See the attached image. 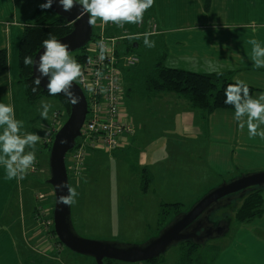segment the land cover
Listing matches in <instances>:
<instances>
[{"label":"rangeland","instance_id":"374dc122","mask_svg":"<svg viewBox=\"0 0 264 264\" xmlns=\"http://www.w3.org/2000/svg\"><path fill=\"white\" fill-rule=\"evenodd\" d=\"M16 1L17 5L12 0L10 3L3 0V9L6 15L16 10L18 12L22 10L25 16L31 13L30 18L22 23V30L27 24L42 20L43 17L40 16L44 15L45 11L40 16L34 13L32 18L35 9H42L40 5L43 3L40 0ZM23 6L26 8L24 9ZM10 20L13 21L12 18ZM17 20L20 22L24 19L17 18ZM98 21L99 19L93 26V32L97 30ZM133 25L126 23L127 27H133ZM149 40L155 42L151 38ZM138 43L139 47L130 51L126 49L124 42L118 46L122 54L133 53L139 57L140 61L137 71L132 69L125 72V74L129 73L124 78V85L129 86L128 75L130 74L137 73L139 78L131 85L132 96L120 101L121 110L127 115V120H131L132 130L127 136H131L133 141L129 147L115 150L110 154L102 150L93 152L86 148V145L81 175L74 179L77 184L72 183L73 178L68 174L70 187L75 188L79 193L76 203L70 206L72 226L74 232L87 241L123 246L142 245L155 238L176 215L189 211L207 193L222 183H229L244 175L264 172V170L251 169L247 173L236 174L234 179L225 177L221 181L208 178L201 180L193 176L192 173L195 171H192V168L198 167V163L189 161L188 149L177 153L176 147L183 149L186 145L172 116L176 108L159 105V101L152 102L153 99H149V95L143 89L141 74L147 72L157 61L161 55L160 47L156 42L154 47H146L144 37L140 38ZM79 52L76 51L70 55L75 57ZM171 62L170 59H166L164 65L170 66ZM15 84L26 90V85L19 83V79ZM26 97L24 96V100L21 97L17 102L23 106L24 122L27 125L25 128L22 126L21 133H36L41 136V140L35 146L38 168L35 173L29 172L28 169L26 178L22 180L21 192L27 197V205L25 202L23 205V220L31 234L38 236L37 240L43 236L47 237L42 238L47 240L46 243L38 242V255L36 253L34 255L37 257L38 264H96L91 258L74 254L64 246L57 245L56 237L51 234L54 193L47 183L49 179L48 146L51 147L53 141H51V133L48 135L50 139L47 138L46 145L43 148L41 146L46 139L47 131L45 130L53 126V114L62 112L63 106L53 97H43L33 103L27 102ZM43 103L50 105L48 117L44 119L47 123L44 125L47 127L45 130L42 129L41 120L43 119L40 115L43 111ZM23 117L18 116V120L23 122ZM66 120L64 116L60 124H56V129L58 130ZM159 139L156 147L149 151L150 154L156 152L154 165L141 166L140 156L146 154L149 144ZM119 140H117L118 144ZM193 158L196 160V157ZM67 165L69 164L65 161V166ZM261 194L264 198V189ZM175 204L178 206H173ZM237 206V199H234L210 217V221L215 225L227 224L229 228L224 236L213 238L204 245L197 246V253L203 254L206 251L205 257L208 259L203 262L204 264L208 263L212 253L215 255L218 253L220 256L224 251L238 254L237 264H264V215L249 224H239L232 220L231 213ZM33 208H35L34 213H32ZM9 218L7 216L5 221L8 222ZM183 247L181 244L170 247L155 264H178ZM40 256L44 260H39ZM103 264L129 263L104 261Z\"/></svg>","mask_w":264,"mask_h":264},{"label":"crops","instance_id":"0c3cea01","mask_svg":"<svg viewBox=\"0 0 264 264\" xmlns=\"http://www.w3.org/2000/svg\"><path fill=\"white\" fill-rule=\"evenodd\" d=\"M149 13V22L157 27V34L149 38L158 43L159 58L165 52L164 64L166 59L172 61L167 67L201 74L216 73L209 70L207 62L212 61L219 66L220 72L232 73L235 83L242 80L255 89L253 98L264 93V68L253 66L250 59L252 46L248 43L250 39H256L264 46V0H211L208 9L204 8L203 0H154ZM30 14L25 16L22 10H16L6 15L3 0H0V50L5 49L8 54L7 69L0 74V103L11 104L17 120L18 116L25 114L23 106L17 103L25 96L23 87L15 84L19 79L18 49L23 33L21 25ZM17 18L24 20L18 22ZM147 28L144 26V33H148ZM133 29L135 31V27L130 26V30ZM155 101L176 108L172 116L186 145L183 149L176 147L177 153L188 149L189 161L198 163V167L192 168L195 171L193 176L221 181L225 177L234 179L236 174L251 169L264 170V139L259 136L250 139L247 125L241 130L234 119V110L218 109L204 118L199 111L172 94L152 102ZM64 116L63 110L53 114V126L49 130H45L47 123L41 120L42 129L47 131L44 142ZM23 126H27L24 117ZM261 128L264 129V125ZM2 131L0 128V133ZM131 141V136H122L118 150L129 147ZM159 141L149 144L146 154L140 156L141 166L154 165L156 152L150 154L149 151ZM35 163V171H31V167L29 172H36L38 163ZM74 179L72 183L77 184ZM21 186L22 180H6L5 169L0 165V264H38L34 255L39 249L38 242L47 241L43 240L47 238L45 236L37 240L38 236H33L26 227L23 205L24 202L27 205V197L21 192ZM34 211L35 208L32 213ZM7 216L10 217L8 222L5 221ZM235 254L224 251L213 264H237L239 255ZM39 260L44 259L40 256Z\"/></svg>","mask_w":264,"mask_h":264},{"label":"water","instance_id":"95a60500","mask_svg":"<svg viewBox=\"0 0 264 264\" xmlns=\"http://www.w3.org/2000/svg\"><path fill=\"white\" fill-rule=\"evenodd\" d=\"M40 1L46 3V0ZM49 10L71 26L70 33L58 40L69 45L70 53L83 49L91 40L93 26L89 25L87 14L80 15L81 6L77 4L71 11L65 12L59 0H53ZM136 47L134 45V48ZM43 51L42 47L33 59L38 61ZM37 77L41 79L39 87L43 92L48 93V77L41 76L37 71V65H33L32 78L35 80ZM72 91L79 97L77 105L67 102L63 94L55 95L67 102L69 112L66 122L55 133L50 147L47 181L54 193L52 223L55 237L72 253L91 258L96 264H103L104 261L133 264L157 260L170 247L178 244L191 242L196 246L204 245L208 240L224 236L229 228L227 224L212 223L210 221L212 214L230 204L232 200L243 196L249 189H264V172L244 175L229 183L224 182L207 193L189 211L176 215L155 238L139 246L93 242L80 238L72 226L70 206L57 203L59 196L68 195V189L67 187L62 190L56 188V185L61 183L69 185L65 166L66 155L74 148L76 140L80 137V130L87 114V101L82 90L74 83Z\"/></svg>","mask_w":264,"mask_h":264},{"label":"clouds","instance_id":"9594fccd","mask_svg":"<svg viewBox=\"0 0 264 264\" xmlns=\"http://www.w3.org/2000/svg\"><path fill=\"white\" fill-rule=\"evenodd\" d=\"M65 12L71 11L77 4L81 6L80 15L87 14L90 26L96 24L97 19L107 24L109 22L123 26L124 23L140 24L147 9L154 0H59ZM53 0H46L40 5L42 9H50ZM152 33H144V45L148 48L155 46L154 41L149 40ZM139 39V36L129 37ZM248 43L252 46L250 59L257 69L264 68V46L256 39H250ZM44 51L39 56V60H34L31 56L24 58V65L32 67L37 65V71L41 76L48 77L47 90L51 96L63 94L72 105L79 103V97L72 91L74 82L84 83V73L82 66L70 55L69 45L61 42L55 36H49L43 41ZM91 62V58H89ZM210 71H215L217 75H222L219 66L212 61H208ZM100 77L101 73L97 72ZM33 92L38 90L41 83L40 77L34 80ZM89 91H94L90 86ZM225 104L232 105L235 109L234 119L238 122L241 130L247 125L249 138L259 136L264 139V93H260L257 98L250 95V89L245 81L237 80L235 84H229L225 89ZM43 111L40 113L42 119H47L50 105L42 104ZM246 117V120H245ZM23 122L15 118L14 107L11 104L0 103V165L5 169L6 180H23L27 170L34 166L36 162L35 146L41 140V136L36 133H24L21 135ZM31 148V151H25ZM67 168V167H66ZM67 187L68 195H61L57 198L58 204L71 206L76 203L79 193L75 188L61 183L56 185L57 189Z\"/></svg>","mask_w":264,"mask_h":264},{"label":"trees","instance_id":"16d2710c","mask_svg":"<svg viewBox=\"0 0 264 264\" xmlns=\"http://www.w3.org/2000/svg\"><path fill=\"white\" fill-rule=\"evenodd\" d=\"M204 8L208 9L211 0H203ZM152 6L147 9L143 16V22L147 23L150 20V10ZM45 11L44 15H41ZM36 15L40 16L42 20L35 22L34 24H27L23 28V33L21 40L19 42L18 49V69H19V83H24L26 85L25 96L26 101L33 103L38 101L43 97H53L57 99L63 106V111L65 118L68 116L69 106L67 102L59 97L51 96L46 92H43L40 87L36 92L32 91L35 87L34 79L32 78V67H27L24 65L23 61L26 56H31L34 58L35 54L43 47V41L48 39L49 36H55L57 39L66 36L70 33L71 26L68 25L63 19L56 16L49 9H37ZM140 38V37H139ZM139 39H127L124 41L126 49L128 51L135 49L134 45L138 48ZM80 52L74 57L77 62L82 66L87 59V51L84 47L79 50ZM165 54V52H163ZM163 54V57H164ZM163 57L157 59V61L148 69L147 72L141 74L143 78V89L149 95V99H160L166 95H174L178 100L187 103L191 108L199 111L204 118L210 116L214 111L218 109L224 110H234V107L229 104H225V89L229 84H235L232 80V73L221 72L222 75H217V73H194L182 69H176L172 67H167L164 65ZM140 62V61H139ZM139 62L136 66L131 68H120L119 81L122 89L121 99L132 95L133 82H135L139 77L137 73L128 75L129 83L124 85V78L129 72L125 74L126 71L135 69L139 66ZM8 66V54L5 49L0 50V74L7 69ZM124 71V73H123ZM125 74V75H124ZM250 95L256 91L249 86ZM120 111L124 114V112ZM126 115V114H124ZM127 116V115H126ZM57 129L50 132L51 141L54 138ZM127 136V135H123ZM50 137H48L50 139ZM79 139L76 140L74 148L66 155L67 164H69L68 159L73 155L75 150L79 147ZM46 142L43 143V147ZM51 144V143H50ZM49 151H50V145ZM47 148V146H46ZM117 147L115 150H118ZM94 151L95 149H89ZM112 150L111 152L115 151ZM97 151V150H96ZM109 152V153H111ZM66 167H69L67 165ZM68 173V172H67ZM69 174V173H68ZM147 177V176H146ZM262 189L253 188L245 192L243 196L237 199L238 206L234 207L231 211L232 220L239 224H249L256 219L262 218L264 215V198L261 194ZM173 206H178L175 204ZM51 234L55 236L54 231ZM57 245H61L55 238ZM183 249L181 251L180 259L178 264H204L203 262L208 259L205 257V253H197V246L193 243H182ZM208 252V251H207ZM217 255L213 254L210 256L208 263L213 264ZM158 260V259H157ZM157 260H153L149 263L155 264Z\"/></svg>","mask_w":264,"mask_h":264},{"label":"built area","instance_id":"2783aa9c","mask_svg":"<svg viewBox=\"0 0 264 264\" xmlns=\"http://www.w3.org/2000/svg\"><path fill=\"white\" fill-rule=\"evenodd\" d=\"M144 26H148L150 36L157 34L153 22L134 24L130 27L115 23H103L100 20L96 32L86 44L87 59L82 65L84 83L74 82L83 92L87 101V114L80 130L79 147L69 158L67 172L72 178L79 177L85 160V146L106 153L119 147L117 140L131 133V120L120 111L122 89L120 86V68H131L138 64L139 57L133 53L122 54L118 49L121 42L129 37H144ZM91 58V62H89ZM97 72L101 76H97ZM94 91H89V87ZM31 171H35L32 167Z\"/></svg>","mask_w":264,"mask_h":264},{"label":"flooded vegetation","instance_id":"af4514ba","mask_svg":"<svg viewBox=\"0 0 264 264\" xmlns=\"http://www.w3.org/2000/svg\"><path fill=\"white\" fill-rule=\"evenodd\" d=\"M235 196V195H234Z\"/></svg>","mask_w":264,"mask_h":264}]
</instances>
